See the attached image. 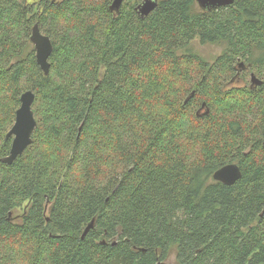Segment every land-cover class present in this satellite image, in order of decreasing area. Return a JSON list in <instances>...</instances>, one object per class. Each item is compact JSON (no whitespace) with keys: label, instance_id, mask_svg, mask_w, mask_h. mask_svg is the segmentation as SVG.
Returning a JSON list of instances; mask_svg holds the SVG:
<instances>
[{"label":"trees","instance_id":"obj_1","mask_svg":"<svg viewBox=\"0 0 264 264\" xmlns=\"http://www.w3.org/2000/svg\"><path fill=\"white\" fill-rule=\"evenodd\" d=\"M112 1L0 0V264H264V0ZM26 90L37 126L6 164Z\"/></svg>","mask_w":264,"mask_h":264},{"label":"water","instance_id":"obj_2","mask_svg":"<svg viewBox=\"0 0 264 264\" xmlns=\"http://www.w3.org/2000/svg\"><path fill=\"white\" fill-rule=\"evenodd\" d=\"M200 8L203 10H210L216 7H224L233 3L234 0H195ZM123 0H113L110 8L112 10H118ZM158 4V0H142L136 5L135 9L141 17H146L151 11H153ZM30 41L34 46L35 59L42 70V72L47 75L50 69L49 57L53 50L52 42L48 35L43 34L38 28L37 24H34L31 29ZM239 68L241 70L245 69L243 62H239ZM262 80L258 78L254 73H250V85L258 86L262 84ZM192 91L188 97L185 99L187 101L192 95ZM35 95L33 91L26 90L20 96V105L15 112L14 123L11 128L6 133V137H12L11 145L8 154L1 158V161L6 164H11L17 156L21 155L24 150L31 143V135L37 126V122L34 118L32 103L34 101ZM203 114L207 115L209 113V107H206V103L202 102L197 114L202 110ZM241 169L235 163H229L216 169L212 178L219 181L225 185H233L241 177ZM92 220L84 230V233L89 228L93 227Z\"/></svg>","mask_w":264,"mask_h":264},{"label":"rangeland","instance_id":"obj_3","mask_svg":"<svg viewBox=\"0 0 264 264\" xmlns=\"http://www.w3.org/2000/svg\"><path fill=\"white\" fill-rule=\"evenodd\" d=\"M188 49L204 57V59H206L207 61L211 62L221 54L222 46L218 44H211V43L202 44L199 42L198 39H195L188 46ZM248 81H249V77H248ZM174 262H175L174 254H172L165 261L164 264H174Z\"/></svg>","mask_w":264,"mask_h":264},{"label":"flooded vegetation","instance_id":"obj_4","mask_svg":"<svg viewBox=\"0 0 264 264\" xmlns=\"http://www.w3.org/2000/svg\"><path fill=\"white\" fill-rule=\"evenodd\" d=\"M250 73H251V72H250ZM250 73H248V74H250ZM198 108H199V107H198ZM198 108H197V109H198ZM203 111H204V109H202L200 112H203Z\"/></svg>","mask_w":264,"mask_h":264}]
</instances>
